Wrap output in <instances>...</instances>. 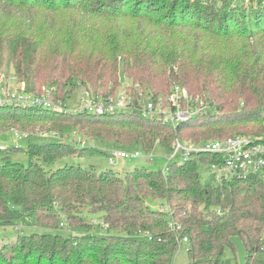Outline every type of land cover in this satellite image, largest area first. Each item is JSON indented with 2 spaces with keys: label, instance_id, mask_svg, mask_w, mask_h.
I'll return each mask as SVG.
<instances>
[{
  "label": "trees",
  "instance_id": "obj_1",
  "mask_svg": "<svg viewBox=\"0 0 264 264\" xmlns=\"http://www.w3.org/2000/svg\"><path fill=\"white\" fill-rule=\"evenodd\" d=\"M231 3L0 0V55L6 43L27 91L50 88L62 103L79 86L109 96L119 87L122 71L154 101L165 100L174 85L195 96L208 90L216 96L207 98L210 108L175 127L135 109L98 115L1 106V131L48 129L68 137L30 142L28 165L9 158L21 147L0 149V226H16L29 217L43 229L2 243L0 264H172L184 236L187 264H218L235 235L247 250L246 264H252L264 245V184L254 175L221 184L203 180L200 169L213 155L174 159L165 171L138 164L123 176L79 164L46 169L85 150L109 157L112 150L73 142L75 127L112 142L113 150L136 149L148 156L156 145L172 151L176 137L207 141L249 135L251 128L243 130L244 125L264 122V55L253 51L264 49L257 48L264 39V0ZM40 12L50 18L35 23ZM24 13L30 20L25 27ZM236 41L239 47L230 48ZM243 94L239 113L222 112L223 104ZM251 102L256 105L249 108ZM145 160L151 162L149 156ZM161 205L167 209L160 210ZM95 213L105 228L91 221ZM63 221L67 234L60 233Z\"/></svg>",
  "mask_w": 264,
  "mask_h": 264
},
{
  "label": "built area",
  "instance_id": "obj_2",
  "mask_svg": "<svg viewBox=\"0 0 264 264\" xmlns=\"http://www.w3.org/2000/svg\"><path fill=\"white\" fill-rule=\"evenodd\" d=\"M8 79V80H7ZM6 79L5 75L0 74V107L21 106V107H43L62 110L65 108L71 110L88 111L90 113L103 115L116 111L137 110L144 117L157 116L163 122L171 124L175 127L179 122L190 119L193 115L205 111L207 106L203 102H199L193 97L186 88L179 85L171 87L170 93L165 100L160 97L154 101L150 94L144 92L139 83H126L122 85V81L114 94L103 96L95 94L92 90L81 88L80 98L74 108H70L67 98L66 103L55 101L51 90L36 94L27 91L24 82L17 79L13 74ZM17 85V86H15ZM199 102L200 104H197ZM197 104V105H196ZM13 138L16 147H21L22 140L28 135L18 130L12 129ZM75 134V132L73 133ZM24 135V136H22ZM53 137L65 139L67 135L60 136L54 131ZM73 142L85 144V140L78 138ZM5 145L0 144V149ZM173 154L168 158V163L172 157L181 155L182 160L190 158L193 154H209L213 155V160L206 164L210 177L214 183H226L234 179H245L249 176L258 177L264 184V132L260 135H234L222 139L192 142L175 138L173 143ZM143 158L146 155L140 150H112L109 155L110 163H114L117 158ZM167 165L164 171L167 170ZM160 210L167 209L166 206H159ZM187 237L184 236L179 243L186 242Z\"/></svg>",
  "mask_w": 264,
  "mask_h": 264
},
{
  "label": "rangeland",
  "instance_id": "obj_3",
  "mask_svg": "<svg viewBox=\"0 0 264 264\" xmlns=\"http://www.w3.org/2000/svg\"><path fill=\"white\" fill-rule=\"evenodd\" d=\"M219 1V4L221 5H225V1H229V0H216ZM256 0H230L231 6L234 7L235 3H239V4H243L245 6H247L248 4H251L253 2H255ZM251 2V3H250ZM254 4V3H253ZM236 6V5H235ZM6 12L10 11V8H5ZM249 13V12H248ZM23 16L26 18L25 22H24V27L26 25H28V23H30V20L28 19V15L26 13L23 14ZM50 18V16H45L43 13L40 12V14L36 13L34 22L35 23H41V21H45L48 20ZM22 25V26H23ZM239 43H241V41H236V44H232L230 45V48L232 49H236L239 47ZM4 50H2L1 55H0V74L5 75L6 79L9 78L11 75L15 74L14 73V63L12 62V60H10V53L7 47V44L4 43ZM264 45V39L262 42L257 43V48L260 46ZM253 51H258L262 56L264 55V49H257V50H253ZM239 53V52H237ZM236 53V54H237ZM241 72V76H243L242 74H244V72ZM125 77L121 71L120 77H121V81H122V85L126 84V83H137V82H133V78L127 76L126 72H125ZM8 80V79H7ZM47 85V84H46ZM44 85V86H46ZM17 86V85H15ZM125 87V85H124ZM124 87L122 89H118L116 88L117 91H121L124 89ZM44 88V87H43ZM42 88V89H43ZM50 89V88H49ZM75 90V91H74ZM73 90V94L70 97V100L68 101V105L70 108H74L76 105H78V102L81 101L80 98V92H81V88L77 87L76 89ZM187 90V89H186ZM146 92H149L146 90ZM187 92H189L187 90ZM151 93V92H149ZM170 93V92H169ZM246 94V96H248L247 92H244ZM193 97H196L198 99L199 102H203L204 106H207L208 108H210V102L207 100L208 99H212L216 96L213 97V93H211L209 90L208 91H204L199 92L198 95H193L191 94ZM203 95V96H201ZM206 96V97H205ZM213 97V98H210ZM69 98V97H68ZM245 95L243 94L242 97L239 99V97H236L237 101L233 102V103H229V104H223V113L226 111H236L239 113L241 107L243 106L242 101L245 99ZM252 99H254L251 96ZM161 100H163L164 98H161ZM211 100V101H212ZM218 100V99H217ZM199 102H197V104H200ZM196 104V105H197ZM256 105V102H251L250 105H248L249 108L254 107ZM237 106V107H235ZM247 107V108H248ZM248 108V109H249ZM248 127H250L251 129H249ZM242 128V127H241ZM260 128H264V122L256 124V123H247L246 125L243 126V130L244 129H249L254 133L255 131H258V129ZM18 130L22 133L27 134V137H24L22 140H17V143H21V149L16 150V151H12L10 152L9 158L12 161L15 162H19L21 164L24 165H28L29 163V155L26 151V147L28 146V144L30 142H39V141H47V140H51L54 137L51 135V133L53 134V132L55 130H50L48 131V129H35L33 131L30 130H19V128L15 129ZM71 130H75V134L71 135L72 139L75 140L78 138H82V140H85V144H83V146H87V147H96L105 151H110L113 150V148H116V146L109 141L106 140H102V139H93L91 137H88L87 135H85L81 129H79L78 127L72 128ZM264 132V131H263ZM239 134V135H247V136H252L253 134ZM24 136V135H22ZM186 139L184 140H188V141H192V142H199V141H195L196 139L190 138V137H185ZM198 138V137H197ZM211 138V137H209ZM13 143H15V140L13 138V133L11 131L8 130H0V144H3L5 146H9L12 145ZM74 154V156H66L58 161H56L55 163H53L50 166H46V169L48 170H53L63 164H79L83 167H89V166H94L96 167L98 170H105V169H113L116 173H118L120 176H123L126 174L127 171H130L131 169H133L136 165L140 164V165H146L149 168L153 169V170H159V169H163L167 163H168V158L172 156L173 152L170 150H167L163 147H161L160 145H156L153 150L148 153V156L151 158V162H147L145 159L143 158H117L115 159L114 163H110L109 161V157L106 154H101V153H94L92 152V150H85L83 152H80V154ZM181 158V155L178 154L175 157L171 158V162L172 160H179ZM200 174L203 180L207 179V180H211V177L209 175V171L206 169V167H202L200 169ZM157 203H152V202H148V205L152 206V207H156ZM101 214L100 213H95L92 214L91 217V221L97 225H104L103 227L105 228L107 226L106 223H104L102 221V219L100 218ZM62 219V218H60ZM33 219L27 217L25 218V220L19 221V223L16 226H0V249L2 248V243H6L9 241L14 240L19 234H30L32 232H43L42 228H39L37 226H35ZM61 221V220H60ZM64 223L60 224V227H62L60 229V233L62 234H67V230H66V224L65 221H63ZM65 224V225H64ZM64 227V228H63ZM95 229V227H94ZM93 229V230H94ZM232 240V245H226L220 255L219 258V262L218 264H246L247 262V250L245 248V245L243 244L241 238L237 235L232 236L231 238ZM264 240V234H262V241ZM261 251L262 252H257L256 254H253V262H251L252 264H264V245H261ZM188 248L189 245L186 242H182L179 244L176 252L173 255V259H172V264H187L188 263ZM255 255V256H254Z\"/></svg>",
  "mask_w": 264,
  "mask_h": 264
}]
</instances>
